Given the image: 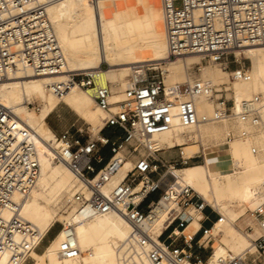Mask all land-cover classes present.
Returning <instances> with one entry per match:
<instances>
[{"label":"built area","instance_id":"2783aa9c","mask_svg":"<svg viewBox=\"0 0 264 264\" xmlns=\"http://www.w3.org/2000/svg\"><path fill=\"white\" fill-rule=\"evenodd\" d=\"M54 1L0 0V83L19 71L54 76L66 70V58L47 13ZM160 1L166 59L198 54L202 61L229 70L233 79H250L236 50L264 44V0ZM166 59L132 63L118 101L111 99L112 82H103L97 68L71 70L62 80L48 84L60 95L81 87L105 112L101 136L83 138L66 129L55 133V145L47 143L51 159L66 164L81 183L68 205L83 219L116 212L129 222L132 232L119 246L124 264H138V255L149 264H264V205L250 211L252 223L242 228L248 235L256 227L260 230L251 237L254 249L213 257L225 216L176 172L201 158V151L186 154L181 144L170 148L155 144V135L172 129L176 119L185 127L222 117L260 125L262 95L244 101L235 111L224 88L193 78L173 83V96H169L162 68ZM200 96L217 104L213 116L198 111ZM29 105L39 109L35 102ZM112 127L120 128L123 135L104 133ZM247 134L245 129H232L227 138ZM35 138L26 120L0 104V264H28L41 242L34 225L21 214V201L31 193L41 169ZM171 148H176L175 154H162ZM127 160L132 161L131 167L114 182ZM169 172H175L174 177H168ZM199 213L198 228L188 230ZM81 253L73 226H66L59 255L75 258Z\"/></svg>","mask_w":264,"mask_h":264},{"label":"bare ground","instance_id":"6f19581e","mask_svg":"<svg viewBox=\"0 0 264 264\" xmlns=\"http://www.w3.org/2000/svg\"><path fill=\"white\" fill-rule=\"evenodd\" d=\"M47 13L64 52L66 70L54 76H33L30 71H19L0 83V104L26 120L36 134L41 169L31 193L21 201V214L34 225L39 242L56 221L64 222L42 252H32L33 264H124L119 246L132 232L131 225L116 212L83 219L73 205L66 210V215L63 214L61 202L64 198L71 201L74 192L81 189V183L66 164L53 163L47 144H56V134L47 117L60 102L90 124L96 136H101L105 112L90 92L87 91L88 94L81 87L74 86L60 95L49 89L48 84L62 80L71 70L97 68L103 82L110 80L108 76L113 77L111 99L120 100L126 81L122 75L130 70L132 63L160 62L168 56L162 4L159 0H55L48 5ZM242 53L251 61L248 80H231L230 71L212 62L203 63L198 54L166 59L162 63L169 96H173V83L193 78L207 80L215 86L231 84L235 111L244 101L251 100L256 94L262 95L260 125L222 117L198 127H185L176 119L172 129L155 135L156 146L170 148L181 144L186 154L194 152L193 142L200 144L197 150L202 152L203 163L186 165L176 172L225 216L221 228L229 241L227 244L217 242L213 257L228 251L237 253L254 249L251 237H256L260 230L256 227L250 235L245 233L242 228L244 224L252 223L251 213L239 212L238 208L246 206L251 211L264 205V89L260 85L264 77V44L236 50L237 56ZM103 63L107 64L106 69ZM193 64H200L198 76L190 73ZM35 96L44 102L39 112L28 107L34 102L29 99ZM196 104L200 113L209 116L217 109L215 101L204 96L196 98ZM232 129H245L248 134L227 141V134ZM131 165L132 161L127 160L113 181L118 182ZM174 175L175 172H169L168 177ZM209 194L213 199L208 197ZM200 217V213L195 215L188 230L198 228ZM68 225L73 226L82 252L75 258L59 255L60 242ZM6 258L5 255L2 262ZM137 262L149 264L139 255Z\"/></svg>","mask_w":264,"mask_h":264},{"label":"rangeland","instance_id":"374dc122","mask_svg":"<svg viewBox=\"0 0 264 264\" xmlns=\"http://www.w3.org/2000/svg\"><path fill=\"white\" fill-rule=\"evenodd\" d=\"M159 2H160V0H159ZM238 57L240 59V63L245 65L246 67H248V69L250 71V69H251V61H250V59L244 57L243 53L238 55ZM172 59H176V58H172ZM203 63H207V62L203 61ZM102 65H103L104 69L107 68V64L106 63H103ZM199 66H200V64L191 65L189 70H190V73H191L192 76H196V75L198 76L200 74ZM219 67H221V66H219ZM128 74H129V71H127L124 75H122V79L126 80V77H127ZM250 74H251V71H250ZM108 77L110 78L111 82L113 83V77L112 76H108ZM229 78H231V80H234L230 75H229ZM260 85H261V88L264 89V77L262 78V80L260 82ZM216 87L218 89L224 88L226 90V93H227L226 94L227 98L230 100L231 103L234 102V94L232 92L233 90H232L231 84L226 83V84H222V85L216 86ZM226 87H229V90ZM85 92H87V91L85 90ZM29 101H34L35 104H39V109L36 110V109L33 108L32 105H28V102H27L28 107L30 109H33L35 112H39L42 109L43 105H44L43 100L41 98H39V97H36V96L32 97V99H29ZM233 109H234V107H233ZM47 120H48L49 125L51 126V128L55 131V133H58V134L62 133L66 129H71L73 131H76L77 134L83 136V138H88L90 136H96L92 132V130L90 128V124H88L83 118H81L74 110H72L64 102H60L57 105V107L53 110V112L47 117ZM104 133L107 134L108 132L105 131ZM226 140L229 141V140H232V139H228L226 137ZM198 145H200V144L193 142V151L197 150ZM175 152H176V148H171V149H167V150L163 151L162 154L165 155L166 157H170L173 154H175ZM53 163L55 165H60V163H58V162H53ZM197 163H203V157L199 158L195 163H192V164H197ZM189 165H191V164H189ZM208 197L210 199H213V196L211 194H209ZM69 202L70 201H68L66 198H64L63 202H61V206H62L61 212L63 214H65V215L67 214L66 210L72 208L71 205H68ZM209 203H211V202H209ZM238 210H239V212L244 211L246 213H250V209L248 207H246V206L239 207ZM63 226H64V222L56 221L54 223V225H52V227L46 233V235L42 238V240H40L41 242H40V244H39V246H38L36 251L38 253L42 252L44 250L45 246L50 242V240L54 236V234L59 229H61ZM244 226H245V224L243 225V227ZM228 241L229 240L226 237V235H224V233H221L220 240L218 242L227 244ZM34 262H35V258L32 255V259L29 261L28 264H33Z\"/></svg>","mask_w":264,"mask_h":264},{"label":"crops","instance_id":"0c3cea01","mask_svg":"<svg viewBox=\"0 0 264 264\" xmlns=\"http://www.w3.org/2000/svg\"><path fill=\"white\" fill-rule=\"evenodd\" d=\"M109 134L123 135V131L120 128L112 127L107 131Z\"/></svg>","mask_w":264,"mask_h":264}]
</instances>
